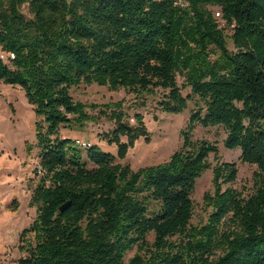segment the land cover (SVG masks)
Segmentation results:
<instances>
[{
	"label": "trees",
	"instance_id": "trees-1",
	"mask_svg": "<svg viewBox=\"0 0 264 264\" xmlns=\"http://www.w3.org/2000/svg\"><path fill=\"white\" fill-rule=\"evenodd\" d=\"M0 81L20 86L36 115L41 176L30 195L35 218L23 230L34 245L18 264H264V0H0ZM81 83L160 89L167 112L195 95L204 110H191L182 146L167 160L133 170L116 157L145 131L139 114L136 126L125 119L121 101L89 105L113 121L104 136L120 144L116 155L59 135L62 125L93 118L69 93ZM195 124L222 125L223 146L240 148L258 171L244 197L222 188L235 180V163L215 165L213 191L203 196L207 220L193 225L191 195L217 152L190 138Z\"/></svg>",
	"mask_w": 264,
	"mask_h": 264
},
{
	"label": "rangeland",
	"instance_id": "rangeland-1",
	"mask_svg": "<svg viewBox=\"0 0 264 264\" xmlns=\"http://www.w3.org/2000/svg\"><path fill=\"white\" fill-rule=\"evenodd\" d=\"M213 11L217 7H210ZM22 12L29 16L27 3L21 7ZM216 15V14H215ZM219 17V16H216ZM220 26L224 22L218 18ZM226 34L231 33L228 26H224ZM229 49H233L232 40L227 37ZM177 85L182 95L190 93L184 77L176 74ZM69 93L75 101L84 103L86 111L93 115L92 119L79 124L70 122L69 126H60L59 135L79 142L96 144L105 151L118 153L116 141L108 143L104 134L110 131L114 123L106 114L98 113V108L89 107L90 104L122 102V109L126 112L125 119L131 125H138L139 114L144 134H138L131 144L127 145L125 155L116 157V162L128 164L131 169L162 163L178 150L183 143L182 132L189 124L191 110H204L203 102L195 95L187 101L186 107L180 112H167L160 108L161 90L155 93L128 92L122 88L109 90L97 84H84L71 87ZM36 115L33 106L27 101L24 90L18 85L6 84L0 81V264H18V259L25 256L29 245H34V236L29 228L35 218L36 208L30 205L31 190L41 176L36 173L38 167L39 149L35 137ZM146 134V135H145ZM226 130L222 125L204 127L195 124L190 131L192 140L205 139L217 146V152L210 153V166L196 180L191 198L193 200V225L204 223L210 208L205 205L203 196L213 191V167L223 162H234L237 174L234 181L222 184V188L231 187L248 197L256 189L255 175L258 171L255 164L240 160V148L228 149L223 146ZM119 143L128 141L127 135L119 137ZM84 160L87 158L84 155ZM89 166H91L89 164ZM155 202H149V208ZM228 224H222L220 230H225ZM23 233V234H22ZM152 241L153 234L148 235ZM136 252L132 246L125 254V260Z\"/></svg>",
	"mask_w": 264,
	"mask_h": 264
},
{
	"label": "water",
	"instance_id": "water-1",
	"mask_svg": "<svg viewBox=\"0 0 264 264\" xmlns=\"http://www.w3.org/2000/svg\"><path fill=\"white\" fill-rule=\"evenodd\" d=\"M68 205H69V201H67L66 203L62 204V205L60 206V210H61V212H63V211L68 207Z\"/></svg>",
	"mask_w": 264,
	"mask_h": 264
},
{
	"label": "built area",
	"instance_id": "built-area-1",
	"mask_svg": "<svg viewBox=\"0 0 264 264\" xmlns=\"http://www.w3.org/2000/svg\"><path fill=\"white\" fill-rule=\"evenodd\" d=\"M76 143L79 144L81 147L89 146V143H87V142H79L78 140H76Z\"/></svg>",
	"mask_w": 264,
	"mask_h": 264
}]
</instances>
